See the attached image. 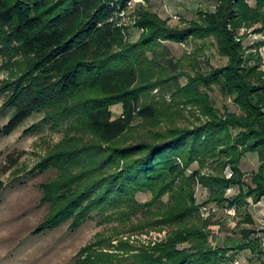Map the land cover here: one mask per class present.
Masks as SVG:
<instances>
[{
	"label": "trees",
	"instance_id": "1",
	"mask_svg": "<svg viewBox=\"0 0 264 264\" xmlns=\"http://www.w3.org/2000/svg\"><path fill=\"white\" fill-rule=\"evenodd\" d=\"M129 1L0 0V55L9 74L0 84V109L15 111L0 125V141L35 115L44 117L24 131L26 136L45 126H67L64 140L30 172H58L42 184L49 212L37 231L66 223L77 231L92 220L133 232L171 228L164 243L149 249L91 245L81 250L76 264H223L228 253L239 250H251L264 264L254 230L245 229L242 242L211 246L207 228L213 223L201 218L196 198L200 186L209 191L204 205L235 207L249 225L254 224L249 199L257 204L264 198V71L259 57H244L238 41L243 27L264 33V0L255 5L251 0H209L216 9L200 11L184 28L140 9L136 26L143 33L135 43L128 41L122 24ZM209 39L228 59L225 66L207 72L194 66V75L159 67L164 42ZM214 86L223 97L234 98L240 115L214 107L207 92ZM166 88L175 103L162 104L152 96ZM181 104L197 106L207 120L179 126L175 114L180 115ZM116 105L123 107L117 118ZM170 116L169 124H160ZM137 120L156 129L131 138ZM247 154H256L260 163L250 183L240 167ZM19 159L10 156L1 175ZM195 163L199 167L192 170ZM234 187L239 193L227 197ZM146 193L152 198L140 202L138 196Z\"/></svg>",
	"mask_w": 264,
	"mask_h": 264
},
{
	"label": "rangeland",
	"instance_id": "2",
	"mask_svg": "<svg viewBox=\"0 0 264 264\" xmlns=\"http://www.w3.org/2000/svg\"><path fill=\"white\" fill-rule=\"evenodd\" d=\"M255 5V0H251ZM148 9L162 19L169 20L173 27L184 28L187 22L197 20L200 11H214L215 3L209 0H147L146 4L137 5L123 17V26L130 43L139 41L143 33L137 28L138 11ZM255 29V28H254ZM253 28L243 27L238 36L242 43L244 57L250 54L259 57L261 70L264 71V33H255ZM261 43L262 46L259 44ZM165 48L159 51V67L172 74L180 72L194 75V66L207 72L211 68L223 67L228 59L219 54L216 42L212 39L206 41L193 40L184 45L164 42ZM149 58L152 54H148ZM196 56V61L191 58ZM172 62V63H171ZM196 62V63H195ZM5 59L0 55V84L9 77L8 71L3 69ZM172 64V65H171ZM254 64V63H250ZM182 86L187 79L182 77ZM166 89H156L152 96L160 103H173L172 92ZM214 107L224 113L228 108L231 113L241 114V108L235 103L234 98H225L217 87L207 90ZM179 101V98L178 100ZM4 99H0V108ZM175 103V102H174ZM175 106H177L175 104ZM176 115L177 124L181 127H193L207 120L195 105L178 106ZM114 117L122 115V105L112 108ZM13 109H0V125H5L12 118ZM44 115H35L22 124L11 136L0 141V175L3 168L8 165V158H20L18 164L5 175H1L4 187L0 189V264H76L77 256L81 250L94 246L95 248L109 250V246L118 247L127 243L136 250L153 248L164 243L171 233L170 227L147 229L145 231H130L129 227L117 224L98 225L97 220L86 222L77 231L70 230V223L51 230L38 232L39 226L45 221L49 212L47 204L43 203L42 184L54 180L58 172L51 170L46 173L31 175V170L50 154L53 147L64 140L67 126L60 128L45 126L39 132L24 135V131L37 124ZM172 117L161 119V125H167ZM136 127L129 133L131 138L144 136L153 130V126H144L140 120L135 122ZM158 128V127H157ZM149 129V130H148ZM156 129V128H154ZM259 159L256 154H247L241 161V169L247 174L246 181L250 183V175L258 170ZM195 163L192 170L198 168ZM210 172L209 169L204 170ZM229 173V178H230ZM239 193V188L234 187L227 193L233 197ZM152 198L150 193L140 194L138 200L147 202ZM196 198L200 207V216L203 220H210L213 224L207 228L211 246L222 248L230 239L235 241L243 238V231L254 230L253 239L262 242L264 251V198L257 204L249 199L248 208L254 224L244 222L245 215L238 214L235 207L225 208L217 203L204 205L209 199V191L198 186ZM168 200V197L164 199ZM135 238L132 240V238ZM135 240V241H134ZM232 241H230L231 243ZM113 250V248L111 249ZM113 252V251H111ZM223 264H259L260 258L251 250H239L228 253Z\"/></svg>",
	"mask_w": 264,
	"mask_h": 264
},
{
	"label": "built area",
	"instance_id": "3",
	"mask_svg": "<svg viewBox=\"0 0 264 264\" xmlns=\"http://www.w3.org/2000/svg\"><path fill=\"white\" fill-rule=\"evenodd\" d=\"M147 0H130L127 5V11L122 13V17H124L128 12H130L133 8H135L137 5L146 4ZM232 174H230V177ZM135 239L134 237L132 240ZM135 241V240H134Z\"/></svg>",
	"mask_w": 264,
	"mask_h": 264
}]
</instances>
